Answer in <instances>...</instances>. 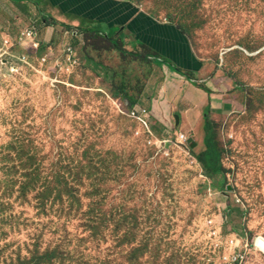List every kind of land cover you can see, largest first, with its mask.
<instances>
[{
  "label": "rangeland",
  "instance_id": "rangeland-1",
  "mask_svg": "<svg viewBox=\"0 0 264 264\" xmlns=\"http://www.w3.org/2000/svg\"><path fill=\"white\" fill-rule=\"evenodd\" d=\"M34 1L28 13L0 0V30L31 29L40 42L39 25L56 20ZM116 1L182 27L244 109L198 127L197 114L182 126L172 117L154 136L147 108L141 119L129 112L147 106L156 63L85 31L127 44L122 26L66 23L41 58L1 68L0 264H228L241 251V264H264V0ZM29 43L14 54L32 56ZM69 45L78 63L66 62ZM210 140L226 169L215 179L197 160Z\"/></svg>",
  "mask_w": 264,
  "mask_h": 264
},
{
  "label": "crops",
  "instance_id": "crops-1",
  "mask_svg": "<svg viewBox=\"0 0 264 264\" xmlns=\"http://www.w3.org/2000/svg\"><path fill=\"white\" fill-rule=\"evenodd\" d=\"M8 1L29 13L31 0H19V3L18 0ZM32 3L41 16L51 15L56 20L55 23L39 25L41 46L42 43L48 45L54 42L66 23L79 24L88 19L107 21L112 27L122 26L129 38L126 48L136 42L154 53L151 52L157 67L156 76L160 74L162 78L160 81L156 78L152 87L147 86L142 95L147 101L146 117L154 136L156 127L169 128L172 117L176 115L181 116L182 126L192 118V114H197L195 126L198 127L202 118L210 113L227 117L244 109L242 94L231 84L220 65L201 58L189 37L178 26L157 21L132 5L119 4L116 0H35ZM21 30H14V33L10 28H5L4 32L0 30V48L3 36L17 40ZM65 33L68 35L67 30ZM51 50L52 47H49L47 52ZM174 66L193 75L183 76L171 69Z\"/></svg>",
  "mask_w": 264,
  "mask_h": 264
},
{
  "label": "built area",
  "instance_id": "built-area-1",
  "mask_svg": "<svg viewBox=\"0 0 264 264\" xmlns=\"http://www.w3.org/2000/svg\"><path fill=\"white\" fill-rule=\"evenodd\" d=\"M8 38V39H5ZM2 41H4L5 44H7V46L9 47L10 51H2V49H0V74L2 72V67H6L8 66V68L11 69V71H16L15 70V62L18 63H22V64H26L28 63L31 59H35V58H41V56L38 55V52L41 48V45L39 44V42L37 41V33L34 30H25L23 32H21L19 34V37L15 43V41L13 39H11L9 36H3L2 37ZM31 41L30 44V53L32 54V56H30V54L28 53H18L17 55L14 54L13 49L18 47L20 49V51H23V46H28L27 42ZM33 51H35V54H33ZM53 51L51 50V53ZM15 53H17V51L15 50ZM64 53H65V60L66 62H72V63H78V59H77V55L76 52L74 50V48L72 46H66V48L64 49ZM7 58H4L6 57ZM43 60H41L43 63L47 61L46 57L42 58ZM147 110L145 108H133L130 113V117L134 118V119H141L139 115L143 116L144 114H146ZM181 141L186 144L188 143V138L185 135H180ZM241 245H243V241L241 238L239 237H233L232 239V246L238 249L241 247ZM249 247V245H248ZM260 248V247H258ZM239 256H236L233 258H230V260H228V264H241L243 262V260L245 259V256L243 254V251H241L239 253Z\"/></svg>",
  "mask_w": 264,
  "mask_h": 264
},
{
  "label": "trees",
  "instance_id": "trees-1",
  "mask_svg": "<svg viewBox=\"0 0 264 264\" xmlns=\"http://www.w3.org/2000/svg\"><path fill=\"white\" fill-rule=\"evenodd\" d=\"M19 3V0H18ZM185 34V30L182 27H179ZM124 30V28L122 27V31ZM88 34H92L93 37H96L98 39H102V40H110L113 45L115 46V48L121 52L122 54H125L127 51L126 45L125 43L121 42L119 40V38H111L109 36H105L102 35L99 32H95V31H91V30H85ZM105 36V37H104ZM116 39H118V42L116 41ZM130 46L133 47H141L142 48V53L139 52L140 54L136 55L140 60L143 61H147V62H153L154 63V56H153V52L146 46H144L143 44H137L135 42V45L133 43H130ZM126 49V50H125ZM153 54H152V53ZM38 55L40 56V52H38ZM140 56V57H139ZM171 69H173L175 72L183 75V76H192L193 74H189L188 72H185L181 69H179L178 67L174 66ZM210 129H211V124H210ZM198 162L203 166L204 170L206 171V173L208 174V176L210 178H217L218 175H224L226 173V169L224 167L223 164V151H221V149L219 148V145L217 144L216 141L210 140V142L207 145V150L203 153H201L198 157H197ZM259 240H257L258 242ZM262 240H260L261 242ZM262 243H264L262 241ZM258 246V243H256ZM263 251V250H262ZM264 252V251H263Z\"/></svg>",
  "mask_w": 264,
  "mask_h": 264
},
{
  "label": "water",
  "instance_id": "water-1",
  "mask_svg": "<svg viewBox=\"0 0 264 264\" xmlns=\"http://www.w3.org/2000/svg\"><path fill=\"white\" fill-rule=\"evenodd\" d=\"M176 120H177V125L179 126L181 123V116L180 115H176ZM189 144L192 145V149H196L198 144L195 142L194 139H190L189 140ZM231 190V188H229ZM258 247L263 248L264 249V243H262V241L260 242V240L258 241Z\"/></svg>",
  "mask_w": 264,
  "mask_h": 264
}]
</instances>
